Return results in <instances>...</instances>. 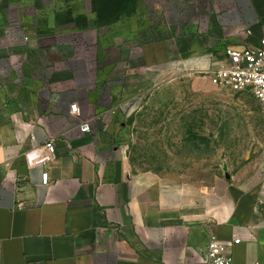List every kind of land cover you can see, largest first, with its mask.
I'll list each match as a JSON object with an SVG mask.
<instances>
[{
  "label": "crops",
  "instance_id": "1",
  "mask_svg": "<svg viewBox=\"0 0 264 264\" xmlns=\"http://www.w3.org/2000/svg\"><path fill=\"white\" fill-rule=\"evenodd\" d=\"M69 7L0 0V264H204L211 237L239 239L236 264H264V161L254 182L217 200L209 186L133 171L122 117L112 114L138 103L149 69L167 78L207 71L226 48L256 45L264 0H220L200 35H189L179 3L169 39L153 45L165 59L148 63L144 47L129 50L121 73L108 77L98 49H77V33L59 27L76 16ZM83 120L89 133L79 130Z\"/></svg>",
  "mask_w": 264,
  "mask_h": 264
},
{
  "label": "rangeland",
  "instance_id": "2",
  "mask_svg": "<svg viewBox=\"0 0 264 264\" xmlns=\"http://www.w3.org/2000/svg\"><path fill=\"white\" fill-rule=\"evenodd\" d=\"M56 1L76 15L59 27L77 33V49H98L97 65L108 77L121 73L129 50L137 53L144 47L148 63L165 59L153 45L169 39L168 21L176 5L185 11L189 35H200L205 16L220 0ZM185 40L184 35L180 41ZM148 74L150 84L138 103H116L112 112L114 118L122 117L127 131L123 145L131 169L209 186L221 201L229 186L254 182L264 161V113L254 95L219 89L202 70L173 78L155 76L150 69Z\"/></svg>",
  "mask_w": 264,
  "mask_h": 264
},
{
  "label": "built area",
  "instance_id": "3",
  "mask_svg": "<svg viewBox=\"0 0 264 264\" xmlns=\"http://www.w3.org/2000/svg\"><path fill=\"white\" fill-rule=\"evenodd\" d=\"M261 30L262 35L256 45L226 48L221 64L205 72L209 74L212 84L219 89L251 92L260 102L264 113V24L261 26ZM112 112H114V109ZM69 113L80 116V109L77 103H70ZM79 130L82 133H89L91 131L90 121H81ZM30 137L33 138L32 133ZM43 147L48 154H54L52 141H47ZM42 160L44 161L45 159ZM42 179L44 183L48 182L46 173L42 175ZM238 242V238L231 242H225L211 237L203 259L204 264H236L232 259L230 249L233 243Z\"/></svg>",
  "mask_w": 264,
  "mask_h": 264
}]
</instances>
